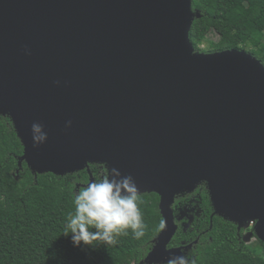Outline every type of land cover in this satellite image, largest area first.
<instances>
[{
    "label": "water",
    "instance_id": "water-1",
    "mask_svg": "<svg viewBox=\"0 0 264 264\" xmlns=\"http://www.w3.org/2000/svg\"><path fill=\"white\" fill-rule=\"evenodd\" d=\"M199 16L192 0H0V115L23 146L19 167H116L156 194L165 226L139 264L192 247L168 248L172 205L201 183L212 216L253 225L245 240L264 243V65L241 50L196 52ZM33 123L47 134L38 147Z\"/></svg>",
    "mask_w": 264,
    "mask_h": 264
},
{
    "label": "trees",
    "instance_id": "trees-1",
    "mask_svg": "<svg viewBox=\"0 0 264 264\" xmlns=\"http://www.w3.org/2000/svg\"><path fill=\"white\" fill-rule=\"evenodd\" d=\"M192 11L200 14L189 34L196 52L242 47L264 65V0H192ZM204 43L206 50L201 49ZM22 154L23 146L9 116L0 115V264H139L144 260L163 221L156 194L139 196L146 224L141 240L133 239L129 232L118 237L115 246L76 248L70 236L65 237V223L75 210L73 193L90 183V174L93 182H98L107 171L89 165V173L85 168L64 176L36 175L24 162L19 167ZM197 187L202 188V216L191 232L178 227L169 246H179L181 241L191 244L184 252L191 264H264V243L257 240L245 245L238 237L243 231H237L235 224L217 216L210 222L204 183Z\"/></svg>",
    "mask_w": 264,
    "mask_h": 264
},
{
    "label": "clouds",
    "instance_id": "clouds-1",
    "mask_svg": "<svg viewBox=\"0 0 264 264\" xmlns=\"http://www.w3.org/2000/svg\"><path fill=\"white\" fill-rule=\"evenodd\" d=\"M27 52V49H25ZM68 121L65 127H70ZM33 147L47 139L43 125H31ZM139 190L131 175H122L113 167L98 182L73 193L74 212L65 223V237L70 236L73 247L115 246L118 237L128 236L141 240L145 236L146 224L138 205ZM164 222L160 224L164 228ZM167 264H191L184 255L173 256Z\"/></svg>",
    "mask_w": 264,
    "mask_h": 264
},
{
    "label": "flooded vegetation",
    "instance_id": "flooded-vegetation-1",
    "mask_svg": "<svg viewBox=\"0 0 264 264\" xmlns=\"http://www.w3.org/2000/svg\"><path fill=\"white\" fill-rule=\"evenodd\" d=\"M97 166L99 168V171H107V169L105 168L104 165H97ZM203 188H204V190L206 192V195H207V198H208V201H209V206H210V209H211V212H210V222H211V220L213 218V216H212L213 209H212V206H211V203H210V199H209V195H208L205 183H204V187ZM201 190H202L201 187H197L196 190L193 193L186 194L185 196L179 195V196H177L175 198V201H174V204L172 206V209H173L174 216H175V219H176V224H177L178 227H181V229H183L184 233H186L187 231L191 232L192 231V226L195 223V221L197 219L201 218V216H202V208H201V203H200L201 202V198H200V191ZM189 213L193 216V218L190 217V218H192L191 222H189L188 226L186 228H184L183 225L189 221L188 216H187ZM211 227H212V225L209 227V229ZM242 231H243V233L240 234V232H241L240 231L239 234H238V237L241 240V242L243 244H245L244 243V235L245 234H249V233H253V225L250 226L248 229H242ZM203 233H205V232H203ZM250 237H251V239L254 240L252 243H254V242H256L258 240L255 237L254 234L252 236H250ZM184 244H185V241H181L179 246H168V248L182 247V246H184ZM188 245H191V244H188ZM245 245H248V244H245Z\"/></svg>",
    "mask_w": 264,
    "mask_h": 264
},
{
    "label": "rangeland",
    "instance_id": "rangeland-1",
    "mask_svg": "<svg viewBox=\"0 0 264 264\" xmlns=\"http://www.w3.org/2000/svg\"><path fill=\"white\" fill-rule=\"evenodd\" d=\"M208 39H210V40H212V41H215V37H213V36H209ZM201 49H202V50H206V49H207V45H206V43H204V45L201 46ZM241 50L245 51L242 47H241ZM187 216H188L189 221L183 225L184 228H186V227L188 226L189 222H191V219L193 218V216H192L190 213H189ZM190 217H192V218H190ZM247 229H248V228H247ZM249 234H250V233H249ZM246 235H248V234H245V235H244V243L249 245V244H251L254 240L251 239V237H247L248 240H245ZM262 253H263V255H264V252H262ZM121 260L125 263L126 260H127V258H126V257H125V258L123 257V258H121Z\"/></svg>",
    "mask_w": 264,
    "mask_h": 264
}]
</instances>
